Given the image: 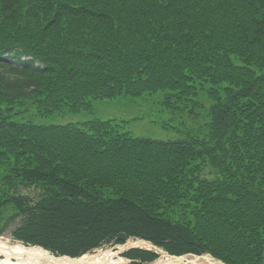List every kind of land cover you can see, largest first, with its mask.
<instances>
[{"label":"trees","instance_id":"trees-1","mask_svg":"<svg viewBox=\"0 0 264 264\" xmlns=\"http://www.w3.org/2000/svg\"><path fill=\"white\" fill-rule=\"evenodd\" d=\"M118 96L157 98L186 138L21 117ZM15 221L56 255L140 238L264 264V0H0V236Z\"/></svg>","mask_w":264,"mask_h":264},{"label":"rangeland","instance_id":"rangeland-1","mask_svg":"<svg viewBox=\"0 0 264 264\" xmlns=\"http://www.w3.org/2000/svg\"><path fill=\"white\" fill-rule=\"evenodd\" d=\"M157 98L152 101L146 102L144 96L130 97V96H118L112 99H100L92 102V108L89 110H83L77 113H64V114H50L46 116L37 115L33 112H26L21 117L24 120H30L38 124H66V123H78L80 121L93 119V118H115L127 121L125 127L131 131L135 136L151 137L159 140H181L185 139V130L183 125L179 124L177 117L162 110L159 106L152 105ZM184 124L190 123L184 118ZM169 121L167 124L169 127H161L160 122ZM194 124V122H191ZM18 221L9 226V228L0 236V239L7 240L8 242H17L11 237L10 231L17 224ZM135 241L130 239L128 241ZM128 243V242H127ZM114 246L119 252L127 249L132 245ZM112 245H104L99 249H109ZM117 247V248H116ZM114 249V250H115ZM97 250L93 251L96 252ZM92 252V253H93ZM120 252L118 253L120 255ZM91 253V254H92ZM121 256V255H120ZM122 257V256H121ZM128 261L121 259L119 264H126Z\"/></svg>","mask_w":264,"mask_h":264},{"label":"bare ground","instance_id":"bare-ground-1","mask_svg":"<svg viewBox=\"0 0 264 264\" xmlns=\"http://www.w3.org/2000/svg\"><path fill=\"white\" fill-rule=\"evenodd\" d=\"M128 245L148 246L140 240L128 241ZM119 252L114 249H99L92 254L83 256L80 261L82 263L95 262L98 264H119L121 258ZM54 261L47 257L46 253L41 249L34 247H26L18 242H8L0 239V264H52ZM61 264H71L66 260H61ZM176 264L173 258L162 255L156 264Z\"/></svg>","mask_w":264,"mask_h":264},{"label":"water","instance_id":"water-1","mask_svg":"<svg viewBox=\"0 0 264 264\" xmlns=\"http://www.w3.org/2000/svg\"><path fill=\"white\" fill-rule=\"evenodd\" d=\"M138 240L146 243L148 245V247H150L153 250H155L158 253V255H159V257L157 259H155L154 261H152V262H150L148 264H156V262L158 261V259L162 255H165V256H168L170 258H173L175 260L176 264H226L222 260L212 256L208 252H205V253H202V254H199V255L189 253V254L175 256V255H170L165 250H163V249H161L159 247H156L155 245H153L149 241H146V240H143V239H138ZM31 247L41 249L43 252H45L47 257L51 258L54 261V263H52V264H61L60 263L61 260H66L68 262H71V264H98V263H95V262L82 263L80 261V259L83 256H85V255H82L81 257H71V256H68V255L57 256V255H54V254L50 253L49 251L45 250L42 247H39V246H31ZM130 247H135V246H129L127 248H130ZM158 264H161V263H158Z\"/></svg>","mask_w":264,"mask_h":264}]
</instances>
